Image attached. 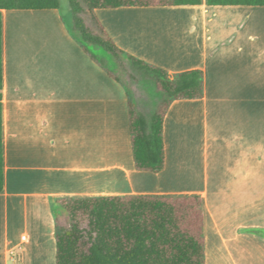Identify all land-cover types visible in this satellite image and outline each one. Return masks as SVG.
<instances>
[{"label": "crops", "instance_id": "1", "mask_svg": "<svg viewBox=\"0 0 264 264\" xmlns=\"http://www.w3.org/2000/svg\"><path fill=\"white\" fill-rule=\"evenodd\" d=\"M95 13L124 52L169 73L202 70L203 96L171 102L164 166L139 170L126 87L60 7L0 9V264H56L57 198L129 194L199 195L206 264H264V4Z\"/></svg>", "mask_w": 264, "mask_h": 264}, {"label": "trees", "instance_id": "2", "mask_svg": "<svg viewBox=\"0 0 264 264\" xmlns=\"http://www.w3.org/2000/svg\"><path fill=\"white\" fill-rule=\"evenodd\" d=\"M198 0H67L69 29L85 51L127 91L135 166L157 172L164 166V115L175 99L199 98L202 70L169 73L120 49L95 9L169 5ZM216 3L263 5L264 0H210ZM60 0H0V9L59 8ZM103 49L133 79L149 77L160 99L148 110L133 100L122 77L94 52ZM125 59V61H124ZM2 21L0 16V192L3 189ZM64 213L56 217V264H206L204 212L197 194L96 195L57 198Z\"/></svg>", "mask_w": 264, "mask_h": 264}, {"label": "rangeland", "instance_id": "3", "mask_svg": "<svg viewBox=\"0 0 264 264\" xmlns=\"http://www.w3.org/2000/svg\"><path fill=\"white\" fill-rule=\"evenodd\" d=\"M60 9L64 16L65 20L70 21V10L67 3V0H60ZM94 52L104 58V61L110 64L114 73L120 75L124 80L125 84L128 86L133 100L143 104V107L148 110L151 106H155L160 99V93L156 89L154 82L147 76H143V78L133 79L134 75H129V72L123 70V67L120 65H116L111 57L105 53V51L101 48L92 47ZM125 61V59H124Z\"/></svg>", "mask_w": 264, "mask_h": 264}]
</instances>
